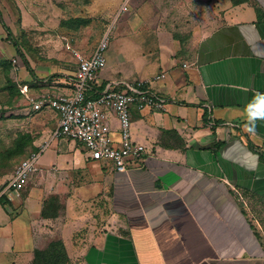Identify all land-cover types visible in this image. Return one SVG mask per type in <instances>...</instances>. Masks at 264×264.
<instances>
[{
    "label": "crops",
    "instance_id": "obj_1",
    "mask_svg": "<svg viewBox=\"0 0 264 264\" xmlns=\"http://www.w3.org/2000/svg\"><path fill=\"white\" fill-rule=\"evenodd\" d=\"M125 3L133 14L99 82L139 77L166 99L162 110L131 109L145 152L119 171L74 141L53 140L27 192L0 201V264H34L55 237L71 264L75 252L83 264H264V233L242 201L264 202V120L245 127L247 106L264 94V0H178L190 7L185 46L155 0ZM122 7L118 19L128 17ZM75 65L56 81L61 92H71ZM109 118L117 142L119 122ZM52 193L66 196L65 209L44 217Z\"/></svg>",
    "mask_w": 264,
    "mask_h": 264
},
{
    "label": "rangeland",
    "instance_id": "obj_2",
    "mask_svg": "<svg viewBox=\"0 0 264 264\" xmlns=\"http://www.w3.org/2000/svg\"><path fill=\"white\" fill-rule=\"evenodd\" d=\"M124 1L0 0V186L11 177L19 160L36 143L49 139L58 127L59 117L56 111L48 105L41 111H35L31 98L38 100L61 93L60 88L64 83L56 81L64 79L65 73L75 69L74 49L81 44V53L89 57L107 35L108 56L114 47L113 42L121 22H127L133 14L130 10L126 12L128 17L121 16L118 19L114 16ZM235 1L242 0H232L233 3ZM155 2L162 17L167 18V24L176 23V36L185 46L188 34L182 23L190 18L189 4H180L184 6L181 9L177 4L178 0ZM216 8L221 14L225 13L221 11L222 4L216 5ZM207 10L210 9L203 4L201 17L205 16ZM15 58L19 62L17 69L13 62ZM133 58L125 56L127 62H131ZM43 77H47V81ZM123 77L127 82L139 79L125 74ZM21 145L24 146L23 151L20 150ZM10 151L15 154L11 155ZM31 185L32 181L27 188ZM27 188L23 194L27 192ZM65 201V195L49 194L44 199L43 210L46 214L62 215ZM242 201L251 212L257 227H260L261 233H264V202H255L246 197ZM54 239L59 240L56 237ZM74 241L80 246L83 242L79 235H76ZM79 247L81 251L82 248ZM79 256L82 257V254L75 252L72 264H83L82 260H78Z\"/></svg>",
    "mask_w": 264,
    "mask_h": 264
},
{
    "label": "built area",
    "instance_id": "obj_3",
    "mask_svg": "<svg viewBox=\"0 0 264 264\" xmlns=\"http://www.w3.org/2000/svg\"><path fill=\"white\" fill-rule=\"evenodd\" d=\"M127 10L128 5L125 3L122 11ZM107 49L106 35L91 56L76 53L77 69L70 76L71 92L47 95L38 100L31 98L37 112L46 105L52 107L59 117V126L49 139L32 149L17 164L0 190L1 199L14 201L21 195L38 171L40 159L53 140L65 138L74 141L84 147L91 159L111 162L119 171H127L132 159L145 152V146L136 142L132 136L131 109L137 106L140 110H162L165 109L166 99L151 91L149 81L118 80L100 83V73L107 68ZM13 62L15 68H19L18 59H13ZM163 77L165 74L157 79ZM111 114L119 122L120 140L117 142L112 137Z\"/></svg>",
    "mask_w": 264,
    "mask_h": 264
},
{
    "label": "trees",
    "instance_id": "obj_4",
    "mask_svg": "<svg viewBox=\"0 0 264 264\" xmlns=\"http://www.w3.org/2000/svg\"><path fill=\"white\" fill-rule=\"evenodd\" d=\"M248 1L249 0L235 1L234 4L237 5V4H241L244 2H248ZM17 51L19 54H22L20 50L17 49ZM23 147H24L23 145L20 146L21 151H23ZM10 154L13 155V154H15V152L10 151ZM26 156L27 155L25 154L23 158H25ZM21 160H19V162ZM17 164H16V166H17ZM16 166H15V168H16ZM15 168H14V170H15ZM14 170H13V172H14ZM4 200L5 199L0 198V201L2 203L5 202ZM42 214L44 217H52V218L59 216V215L51 214V213L46 214L44 212V210H43ZM34 264H71V261H70V258L68 256L67 249H66L64 242L62 240H54L47 246L46 249L37 250L35 252Z\"/></svg>",
    "mask_w": 264,
    "mask_h": 264
},
{
    "label": "clouds",
    "instance_id": "obj_5",
    "mask_svg": "<svg viewBox=\"0 0 264 264\" xmlns=\"http://www.w3.org/2000/svg\"><path fill=\"white\" fill-rule=\"evenodd\" d=\"M247 117L248 123L252 124V128H248L246 124L245 127L249 131H254V124L256 120H264V94H260L255 98V102L250 103L247 106Z\"/></svg>",
    "mask_w": 264,
    "mask_h": 264
},
{
    "label": "water",
    "instance_id": "obj_6",
    "mask_svg": "<svg viewBox=\"0 0 264 264\" xmlns=\"http://www.w3.org/2000/svg\"><path fill=\"white\" fill-rule=\"evenodd\" d=\"M3 187V185L2 186H0V190H1V188Z\"/></svg>",
    "mask_w": 264,
    "mask_h": 264
}]
</instances>
